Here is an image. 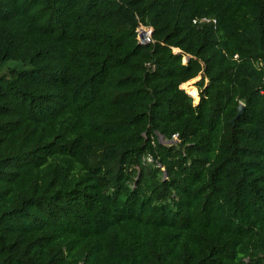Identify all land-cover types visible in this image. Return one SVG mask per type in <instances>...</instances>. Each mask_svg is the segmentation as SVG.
I'll return each mask as SVG.
<instances>
[{
	"label": "trees",
	"instance_id": "obj_1",
	"mask_svg": "<svg viewBox=\"0 0 264 264\" xmlns=\"http://www.w3.org/2000/svg\"><path fill=\"white\" fill-rule=\"evenodd\" d=\"M6 62L0 264H264V0H0Z\"/></svg>",
	"mask_w": 264,
	"mask_h": 264
},
{
	"label": "built area",
	"instance_id": "obj_2",
	"mask_svg": "<svg viewBox=\"0 0 264 264\" xmlns=\"http://www.w3.org/2000/svg\"><path fill=\"white\" fill-rule=\"evenodd\" d=\"M209 22L215 23V20H211L206 17L193 20L194 24H204ZM136 40L139 45H147L152 43V28L150 26H144L142 24H139L136 29ZM183 62L185 63V58H183ZM174 140H176V136H174ZM146 161L150 163L152 160L150 157H147Z\"/></svg>",
	"mask_w": 264,
	"mask_h": 264
},
{
	"label": "water",
	"instance_id": "obj_3",
	"mask_svg": "<svg viewBox=\"0 0 264 264\" xmlns=\"http://www.w3.org/2000/svg\"><path fill=\"white\" fill-rule=\"evenodd\" d=\"M187 60H188V58L187 57H185V62H187ZM200 79V78H199ZM198 79V80H199ZM188 94V93H187ZM189 95V94H188ZM189 96H191V95H189ZM192 97V96H191ZM197 103V102H196ZM243 109H244V105L243 104H239V106H238V108H237V114H236V116L231 120V123L232 124H234V122H235V120H237L242 114H243ZM158 140H159V142L161 143V144H164V145H166V144H171V143H173V142H175V141H166V140H164V138L162 137V136H159L158 137Z\"/></svg>",
	"mask_w": 264,
	"mask_h": 264
},
{
	"label": "rangeland",
	"instance_id": "obj_4",
	"mask_svg": "<svg viewBox=\"0 0 264 264\" xmlns=\"http://www.w3.org/2000/svg\"><path fill=\"white\" fill-rule=\"evenodd\" d=\"M16 66V63L14 62H6L4 63L2 66H0V74L6 72L5 70H7L9 67H14ZM200 77L196 78L194 81H192V86L196 89L197 93H198V90H197V87H195V83L198 81ZM182 88V87H181ZM186 91V89H184ZM187 93V92H186ZM192 98L194 99V104H196L197 100L195 99V97L192 96Z\"/></svg>",
	"mask_w": 264,
	"mask_h": 264
}]
</instances>
